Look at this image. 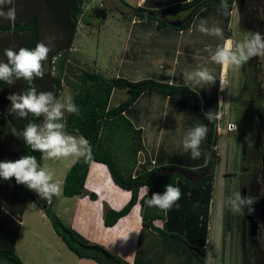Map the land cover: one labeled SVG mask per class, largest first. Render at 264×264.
Listing matches in <instances>:
<instances>
[{"label":"trees","instance_id":"obj_1","mask_svg":"<svg viewBox=\"0 0 264 264\" xmlns=\"http://www.w3.org/2000/svg\"><path fill=\"white\" fill-rule=\"evenodd\" d=\"M120 1L131 8V15L136 16L139 21L148 22L151 28L159 31H188L194 17L201 13L198 12L199 9L221 7V0H207L191 11L189 10L194 3L201 0H181L155 8L131 6L124 0ZM231 1L227 0L229 9ZM84 2L85 0H13L12 5L6 6V9L15 8L16 20L13 23L0 18V62H7L4 51L9 48L16 51L21 47L34 49L37 43L42 42L51 51L48 59L42 62V79L34 78L31 84L25 80H16L15 77L12 84L0 81V161H15L24 155H31L36 158L38 166L42 164V153L32 151L22 135H14L13 130L22 133L29 123L42 126L44 117L29 114L26 118H20L17 113L10 112L11 101L7 97L24 94L31 87H35L37 94L51 92L57 100L62 87H69L73 91L72 100L79 109V115L65 112L64 131L85 137L92 147V161L103 163L113 183L130 192L129 199L119 209L103 207V224L113 225L138 202L142 227L153 230L158 237L174 242L188 258H194L198 264H204L208 207L214 177L212 167L218 158L212 148L217 137L214 134L213 120L211 119L207 138L201 143L200 158L194 160L185 156L181 161L175 162V158L169 155L168 162L151 165L146 157L137 166L135 154L143 149L141 130L134 127L125 114L140 97L146 93H154L161 95L168 102L175 100V103L187 105V111H190L196 102V109L202 107L208 117L211 115L214 118L213 115L217 111L215 91L212 92L211 100L201 103L198 95L185 85L151 77L135 81L120 76L107 77L88 68L79 72L72 70L68 58L77 25L82 17ZM185 8V14L189 11L186 18L179 26L171 25L173 18L168 17L166 13H175ZM224 37H229V30L221 36L220 45ZM54 57L58 58L54 60ZM120 88L125 89L127 97L109 107L112 90ZM196 125L198 124H192L193 127ZM120 144H126L129 148L128 160L120 159ZM261 148L264 153V147ZM254 153L255 159L248 161V168L253 170V177L257 175L256 163L262 157L259 151ZM89 163H85L83 158L73 161L62 179L63 196L71 197L85 193L83 184ZM136 166L138 169L134 170ZM203 170L208 173L201 175ZM169 184L180 189V199L167 212L149 208L145 201L154 193L162 194ZM144 185L148 186V194L137 199L138 189ZM87 195L91 199L95 197L92 192ZM27 200L33 201L42 209L54 232L78 258L92 259L98 264H130L102 245L83 239L45 206L44 200L37 192L29 190L26 185L16 184L14 178L9 181L0 179V264H24L15 252V241ZM228 205V202L224 203V228L229 226ZM154 220H160L161 225H154Z\"/></svg>","mask_w":264,"mask_h":264},{"label":"rangeland","instance_id":"obj_2","mask_svg":"<svg viewBox=\"0 0 264 264\" xmlns=\"http://www.w3.org/2000/svg\"><path fill=\"white\" fill-rule=\"evenodd\" d=\"M124 1L130 5H135L137 2V0ZM178 1L181 0H146L143 6L164 7L168 3ZM245 1L247 8L256 7L254 14L247 15V18L252 20L253 28L245 26L241 15L246 17V11L238 8L234 2L227 15L221 7H204L190 24L191 31L184 30L182 34H178L174 29L159 31L151 28L148 22L139 21L136 16L130 14L131 8L126 7L120 0H85L82 6L83 14L79 21L80 24L77 25L68 58V64L73 68L72 70H76L75 72L88 68L105 76L117 75L133 81L151 77L185 85L198 95L201 103L211 100L212 91L216 87L217 90L221 88V78L227 81L226 88L219 91L220 96L218 95L217 101L220 106L214 128V134L217 137L212 148L218 154V163L212 167L214 177L208 207L209 219L204 247V264L254 263L248 255L246 259L241 255L242 245L239 244L235 226L238 213L233 212L232 202L236 200L235 194L240 192V185H247L251 179L260 181V174L256 175L255 179L253 178L251 172L253 170L248 168V161L255 159L254 152L257 151L255 148H261L260 142L264 140V128L249 125L246 128L240 127L237 134L225 129L226 123L232 121L231 114L225 112L227 97L230 91H236L237 85L235 84L240 75V69L234 65L223 67L214 63L211 56L220 47L221 36L207 35L197 30L201 20L205 21V27L208 29L217 26L223 30V33L229 30L231 47L235 51L237 46L245 41L242 30L252 29L255 33L258 20L264 25V0ZM243 8L246 9L245 5ZM186 10L187 8L180 9L175 13L184 14ZM175 13L170 11L166 14L173 18ZM82 18L91 24L86 25ZM130 31L132 36H128V39L125 34H130ZM123 40L128 41L125 47L122 46ZM223 44L224 42L221 46ZM122 50H126L127 57L121 55ZM258 61L257 71L262 74L260 77L264 80V57L259 56ZM203 68H207L216 78L214 83L197 84L195 79H186V73H193ZM72 95L73 91L63 86L57 100L64 103L66 97H72ZM126 97L125 89H113L108 106L113 107ZM179 103H175V100L168 102L158 94L146 93L136 100L125 114L132 123L138 121L142 123V136L145 144L148 143L150 146L149 153L152 152L153 145L154 149L159 151V156L161 152L164 156L171 155L175 158V162L181 161L185 156L191 159L190 151L183 150L182 139L184 134L193 128V123L189 116L190 113H187V105ZM250 133L252 137L246 142ZM66 134L79 137L71 133ZM118 150H120V159L128 160L129 148L126 144H120ZM73 158L70 156L60 160L42 159L40 167L53 169L54 180L61 186L63 176ZM256 168L260 173L261 160L256 163ZM63 171L64 174H61ZM243 172L249 176L246 178ZM241 182L242 184H239ZM251 187L253 188L254 185ZM225 202H228L230 209V224L226 228L223 225ZM44 204L65 224L66 207L70 205L68 199L59 194L53 197L51 203L44 200ZM41 210L33 201L28 200L20 222L15 251L24 264H96L94 260L85 258L79 259L82 262H77L76 255L54 232L46 215H41V212L43 213ZM150 236L149 238L141 237L142 247L138 253L141 264H198L196 259L188 258L174 242L158 236L153 240ZM260 253L262 256L259 253L256 254L262 261L264 254Z\"/></svg>","mask_w":264,"mask_h":264},{"label":"clouds","instance_id":"obj_3","mask_svg":"<svg viewBox=\"0 0 264 264\" xmlns=\"http://www.w3.org/2000/svg\"><path fill=\"white\" fill-rule=\"evenodd\" d=\"M12 3L13 0H0V18L14 23L16 20L15 8L7 7L6 9V6L12 5ZM221 8L225 10L226 15L229 14L227 0H221ZM197 30L207 35L223 36V30L220 27L214 26L212 29H208L203 20L200 21ZM247 35L248 38L240 43L235 51L232 50L231 40H225L223 46L218 47L211 56V60L223 67L230 65L240 67L252 57H264V36L259 32ZM50 51V48L42 42L37 43L34 49L24 47L18 51L11 48L5 49L4 55L7 62H0V81L12 84L13 77H15L16 80H25L31 84L34 78L42 79L44 76L42 62L48 59ZM185 75L187 80L195 79L197 84L201 82L214 83L216 80L207 68ZM220 84L223 90L227 86V81L221 78ZM7 99L11 101L10 112L17 113L20 118H26L29 114L35 117H44L42 126L29 123L22 133L13 130L14 135H22L23 140L32 151L42 153V159L60 160L71 156L83 158L85 163L92 161V147L89 141L83 136L67 135L64 131L65 125L59 122L64 119L65 112L79 115V109L73 103L71 96L66 97V102L62 103L54 99L51 92L37 94L35 87H31L26 93L10 95ZM208 119L211 120L213 117L209 115ZM229 127L234 129L236 125ZM207 133V125L198 124L184 134L182 147L185 152L190 151L192 159L200 158L201 143L207 138ZM54 176L53 169L38 166L36 158L31 155H24L15 161H0V179L9 181L14 178L16 184L26 185L29 190L37 192L48 203H51L53 197L58 196L61 191V186L54 180ZM140 192L147 196L148 186H142ZM235 195L236 200L232 202L233 212L243 214L242 206H249V211H251L252 198H241L239 192ZM180 197V189L169 184L162 194H152L145 203L149 208L154 207L167 212Z\"/></svg>","mask_w":264,"mask_h":264},{"label":"crops","instance_id":"obj_4","mask_svg":"<svg viewBox=\"0 0 264 264\" xmlns=\"http://www.w3.org/2000/svg\"><path fill=\"white\" fill-rule=\"evenodd\" d=\"M145 3H146V0H137L135 5H138V4L144 5ZM131 6H134V5H131ZM82 14H83V10H82ZM83 22L86 25L91 24L88 20L87 21L85 20ZM129 28L130 27H128V29ZM178 34H182V31H178ZM117 36L119 37V34ZM128 36L129 37L132 36L131 31H130V34L128 35L125 34V37L129 39ZM230 37H224L223 42L227 39L231 40ZM133 38H135V36H133ZM123 41H124V44L122 46L125 47V43L128 41L127 40L126 42L125 40ZM125 53H126V50H122L121 55L123 57H127ZM114 76H117V75H114ZM107 77H111V76H107ZM132 124L134 127L139 128L141 130V142L143 146V149L138 150L135 154L137 166L138 164H141L145 160L146 157L150 160L151 165H158L160 163L162 164V163L168 162L167 160L169 158L168 155L164 156L163 153L161 152L162 154L160 153L161 156H159V151L155 150L153 145H152V152L150 153L148 152V149L150 148V146L148 143L146 145L143 140L142 123L138 121L136 123L133 122ZM65 133L67 132L65 131ZM71 134H75V133H71ZM75 135H78V134H75ZM75 159L76 157H74L70 161V163L72 164L73 163L72 161ZM70 163L68 165L69 167L71 165ZM137 166L135 167L134 170L138 169ZM61 174H64V171ZM61 186H62V182H61ZM83 187L85 190L84 194L74 195L71 197L63 196L60 191V195L68 199V201L70 202V205L66 207L67 217L64 219L65 224L68 225L77 234H79L83 239L89 242L98 243L102 245L107 250L116 254L121 259L125 260L126 262L130 264L133 262L135 264H141V261L139 259L140 256L138 254L139 249H141L142 247L141 237L143 238V236L144 237L147 236L149 238V235H151L150 237H153V240H154V238L157 237V235L154 233L153 230L141 226L139 203L136 202L130 208L129 212L126 215L118 218L117 221L113 225L105 226L102 222L103 207L107 206L114 210L119 209L129 199L130 192L128 190L122 189L118 187L117 185H115L109 176L106 166L103 163L96 162V161H91L89 163L86 176L84 179ZM140 189L141 187L138 189L137 199H139L143 195L140 192ZM88 192L94 193L95 197L93 199L89 198L87 195ZM27 202H26V205H27ZM25 209H26V206H25ZM41 215L44 216V213L41 212ZM22 216H21V219H22ZM153 224L156 226H160L161 221L154 220ZM79 259L82 260L84 258H78L77 262H82Z\"/></svg>","mask_w":264,"mask_h":264},{"label":"flooded vegetation","instance_id":"obj_5","mask_svg":"<svg viewBox=\"0 0 264 264\" xmlns=\"http://www.w3.org/2000/svg\"><path fill=\"white\" fill-rule=\"evenodd\" d=\"M205 1L207 0H201V1L194 3V5L189 11L193 10V8L195 7H198L201 3ZM234 2H236L238 8L246 11V17L245 16L243 17V15H241V20L244 22L245 26H249L251 28L253 25L252 20H249L247 18V15L251 16V14H254V12L256 11V7L247 8L246 6L247 2L245 0H232L231 8ZM244 5L246 9L243 8ZM231 8L228 10V12L231 10ZM201 9H199L198 12H200ZM187 13L186 14L177 13V15L173 17L171 24L172 25L174 24V26L175 24L180 25L181 22L186 18ZM263 15H264V10H263ZM252 18L255 19V17H252ZM262 24L263 22L258 20L256 23L257 29L255 30H257L256 32H259L262 36H264V25ZM242 31L244 32L245 39L248 38V35H247L248 33H252V32L254 33L252 29L242 30ZM258 57L259 56L252 57L242 66L238 67L240 69L239 70L240 75L239 77H237V80H236L237 82L235 84V86L237 85L236 91L233 90L228 93L229 96L227 97V109L225 110V112L231 114V119L233 121V122L231 121V124L236 125V128L234 129L232 128V130L230 131H232L233 133L236 132V134L238 130L240 129V127L242 126L245 128L248 127L249 125L253 127L255 126L260 127L261 129L264 128V103H263L264 102V84H263L264 80L260 77L262 74L258 73L257 71V68L259 66ZM217 89L218 88L216 87L213 90L215 91L216 101H218L219 96H220L219 91H222L221 88H219V90ZM219 108L220 106L217 103V111L213 115L214 118L212 119L214 128L216 125L215 121L216 119H218L216 117H218L217 112ZM188 112L190 113L189 116H190L191 122L194 125L195 124L207 125V127L209 128L212 120H209L207 118L208 113L206 112V110L202 109V107H199L196 109V102L193 104L190 111H187V113ZM251 137L252 136L250 134L249 138H246L245 141L246 142L250 141ZM263 139H264V136H263ZM260 143L261 145L260 144L259 145L261 147H264V140H262ZM255 149L259 151L260 153H262L261 156L264 155L262 148L256 147ZM216 163H218V159H216L214 166L216 165ZM207 173H208L207 170L201 171V175H205ZM244 174L246 178L247 176H249L246 173ZM258 174H260V181H254L253 179H251V181H249L247 185L239 186L240 187L239 193H240L241 198L251 197L253 204L250 206L251 211H249V206H242L243 214L238 213V215L236 216V222H235L236 231L238 232V241H239V244L242 245L241 255L245 259L247 258V255H248V258L254 261L253 264H262L264 261V258L261 261L260 256L258 257V255L256 254V253H259L261 256L262 254L260 252L264 254V177L262 174V167L260 169V173L259 171L257 172V176ZM253 178L255 179V177ZM239 184H242V183H239ZM253 185L254 187L252 188L251 186ZM229 224H230V213H229Z\"/></svg>","mask_w":264,"mask_h":264},{"label":"water","instance_id":"obj_6","mask_svg":"<svg viewBox=\"0 0 264 264\" xmlns=\"http://www.w3.org/2000/svg\"><path fill=\"white\" fill-rule=\"evenodd\" d=\"M171 24V23H170ZM172 25V24H171ZM174 25V24H173ZM179 24H175V26H178ZM261 167H262V174L264 177V155L261 157Z\"/></svg>","mask_w":264,"mask_h":264},{"label":"built area","instance_id":"obj_7","mask_svg":"<svg viewBox=\"0 0 264 264\" xmlns=\"http://www.w3.org/2000/svg\"><path fill=\"white\" fill-rule=\"evenodd\" d=\"M230 125H232L231 122H227L225 125V127H226L225 129L228 131L232 130V128L229 127Z\"/></svg>","mask_w":264,"mask_h":264}]
</instances>
